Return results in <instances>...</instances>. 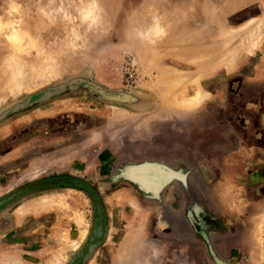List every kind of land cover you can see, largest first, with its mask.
Segmentation results:
<instances>
[{
  "label": "rangeland",
  "instance_id": "374dc122",
  "mask_svg": "<svg viewBox=\"0 0 264 264\" xmlns=\"http://www.w3.org/2000/svg\"><path fill=\"white\" fill-rule=\"evenodd\" d=\"M122 258L264 264V0H0V264Z\"/></svg>",
  "mask_w": 264,
  "mask_h": 264
},
{
  "label": "bare ground",
  "instance_id": "6f19581e",
  "mask_svg": "<svg viewBox=\"0 0 264 264\" xmlns=\"http://www.w3.org/2000/svg\"><path fill=\"white\" fill-rule=\"evenodd\" d=\"M198 99V98H197ZM36 173V172H35ZM38 174V173H37ZM57 195V194H56ZM55 199V198H54ZM49 200H51V199H49ZM44 201V200H43ZM48 203H51V201L49 202L48 200L46 201V199H45V201L44 202H42V207H48ZM34 204V203H33ZM50 206V205H49ZM37 208V207H36ZM33 209V208H32ZM43 209V208H42ZM79 224V223H78ZM82 229V228H81ZM85 234H86V229L84 228L83 230H81V236H79V238L81 237L82 239H83V237L85 236ZM80 238V239H81ZM80 241V240H79ZM77 246H78V243H76V245H74V248H77ZM73 248V247H72ZM145 248V247H144ZM74 250V249H73ZM136 255V254H135ZM144 255V254H143ZM126 257V256H125ZM139 258V257H138ZM149 258V257H148ZM122 260V262L124 263V264H127L126 263V261L128 260H126L125 258H122L121 259ZM125 261V262H124ZM146 261V260H145ZM130 262V261H129ZM148 262V261H147ZM133 263H135V262H133ZM133 263H131V264H133Z\"/></svg>",
  "mask_w": 264,
  "mask_h": 264
}]
</instances>
